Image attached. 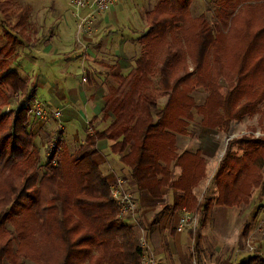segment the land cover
<instances>
[{"label":"trees","instance_id":"16d2710c","mask_svg":"<svg viewBox=\"0 0 264 264\" xmlns=\"http://www.w3.org/2000/svg\"><path fill=\"white\" fill-rule=\"evenodd\" d=\"M192 1L160 0L146 14L148 31L140 38L143 54L136 60L133 83L128 92L111 91L104 98L102 116L106 120L112 115V123L102 132L91 127L93 133L74 154L68 153L64 141L56 166H48L42 175L40 154L28 131L27 108L4 112L10 102L5 87L27 101L33 99L28 84L9 70L6 61L20 38L5 33L8 43L0 50V264H22L25 257L39 264H142L145 249L133 227L123 222L111 185L94 161L97 143L103 140L115 142L112 153L124 155L121 162L130 168L131 182L139 192L159 199L162 187L180 191L174 210L185 206L208 217L213 204L240 208L251 203L253 191L264 183V138L238 141L243 155L234 152V141L229 143L215 175L217 199L196 210L193 189L205 176V161L200 151L177 156L174 134L188 132L193 110L202 117L203 127L228 131L232 120L252 115L264 99V0H225L217 14L223 28L219 34L204 15L191 21ZM243 2L257 5L238 19L235 9ZM29 14L24 9L10 26L12 31L23 27ZM179 25L182 37L174 32ZM158 64L159 85L168 101L155 118L157 97L146 92L154 86ZM221 80L230 87L226 96ZM257 86L261 89L253 94ZM198 89L208 93L202 106L191 96ZM172 161L183 170L174 182ZM30 222L37 223L46 241L40 256H33L28 246ZM138 223L148 234L141 216ZM7 224L14 231L7 230ZM242 264H264V258L254 254Z\"/></svg>","mask_w":264,"mask_h":264},{"label":"rangeland","instance_id":"374dc122","mask_svg":"<svg viewBox=\"0 0 264 264\" xmlns=\"http://www.w3.org/2000/svg\"><path fill=\"white\" fill-rule=\"evenodd\" d=\"M159 0H145L144 2L138 3L137 0H123L124 5L127 7L128 11L133 15V18L136 17L137 13L140 11L141 19H145L144 15L147 12H150L154 9V7L157 5ZM225 3V0H193L191 4V15L192 19L191 21H195L197 18H199L201 15H204L206 17V20L210 24V26L214 29L216 34H219L220 32H223L222 25L218 21V11ZM3 5H5L3 7ZM257 5V2H243L240 5H238L235 9V16H238V19L242 16V14L245 11L251 10L253 7ZM69 6V0H0V50L5 47L8 43V39L5 35L7 32H12L15 36H18V33L16 31H12L10 22H16L17 17L24 9H29L31 11V14L25 19V26L24 30L28 32L29 37L32 40H34V44L41 41L44 42L45 39L49 36H54L55 28L57 22H61L66 19L68 16V9ZM32 9H37L35 11H32ZM195 22H190V24ZM93 26V25H92ZM231 25H228L227 32L229 31ZM181 26L175 27V34L178 37H182ZM65 38V36H64ZM67 40V38H65ZM26 40L20 38V42L18 46L14 49V54L9 57L6 61L9 65V70L13 71L14 67H12V61L16 62L18 58L22 57V54H24V59L28 60L29 55L31 57H36V55L33 52H28L25 49L26 46ZM91 45L89 44L88 47ZM32 47V46H31ZM143 53V47L141 44H138V52L135 57H133L132 60L128 63L127 68L126 67V75H116L117 69H118V63L116 60L113 59H100L99 64L103 66V69H100V80H102V83L106 85V89L108 88V92L111 91L119 92L122 91H129V85L133 83V76L135 74L136 70V60L141 56ZM140 54V55H139ZM35 55V56H34ZM87 54L82 55V59L80 60L79 57L74 56L72 54V57L75 58L74 66H76L79 70L83 72V75H80V80L82 81V84H85L86 86H92L93 82L90 77L91 70L88 69L86 64L91 61V57L88 56V59L86 62H83V57ZM44 58V57H43ZM71 59L69 58L68 61ZM161 60V56L158 59V61ZM42 65V61L40 63ZM188 66L190 67V71H192L193 65L191 64V61L188 60ZM213 65H211V68ZM162 69L161 65L158 64V75L153 78L154 86L149 89L146 93L152 92L157 97V102L159 104L158 109H153L152 113L153 116L156 118L157 114L166 106L168 97L164 96V91L161 89L159 85V72ZM16 67L15 71L16 72ZM178 71H181V68H178ZM177 74V73H176ZM20 75V74H19ZM36 75V74H35ZM34 75V78L37 76ZM179 75V74H178ZM21 78L24 77L27 79L28 75H20ZM86 77V78H85ZM115 78V79H114ZM84 79V80H82ZM86 79V81H85ZM25 81V80H24ZM95 82V79H94ZM220 85L222 87L221 93L223 96H226L230 92V87L228 84L221 80ZM6 91V94L8 98H10V102L5 107L4 112H8V108H11L12 112H15L17 108L20 106H23L26 104V100L23 96H15V94L12 92V90L8 88H4ZM261 89L260 86H257L253 94H256ZM32 96V94H31ZM36 94H34L33 98ZM197 106H202L206 98L208 96V93L204 89H198L191 95ZM20 98H23L20 100ZM243 103V102H242ZM64 108H67L64 106ZM62 111V118H64L63 109H60ZM66 111V110H65ZM194 119L192 121H189V126L187 128V133L185 135L180 134H174L175 135V152L177 156H181L186 151H183L185 149V145L181 146V148H178L177 144V138L178 136H190L192 137L191 140L194 141V143H198L200 134L202 133H209L211 137V141L209 142L208 146H212L216 148L215 152L213 153L212 161L210 163V169L207 171V160L205 161V176L204 178L198 183V185L194 188L195 189V195H194V189H193V195L196 199L197 207L200 205L204 207L208 202L211 201L215 202L218 196V190H216L215 186V175L217 171V166L220 164L224 158V155L226 153V149L229 145V143L234 141L233 150L234 152L241 151L242 147L240 144H238V141H240L243 138H264V99L259 103V106L254 110L252 115H246L241 120H232L230 122V125L227 130H211L207 129L202 126V117L197 113L196 110H193ZM61 118V122H62ZM154 120L156 121V119ZM91 120L89 117H87L83 121V130L81 136L89 135L88 133H91V127L93 128L92 123L90 124ZM39 123V124H38ZM63 128L59 131L58 122L55 120H50L47 123H40L36 121L35 125H32L31 129H28V131L35 137L38 136L41 138V142L36 139L35 143L37 145V148L39 149V152L41 154L38 167L40 170V174H44L48 169V157H47V146L51 142L53 135L56 134V132H59L62 134V137L65 140V148L67 149L69 154H74L78 148L80 147V144L78 142L75 143L73 141V136L67 135V129L64 125H62ZM110 126V125H109ZM87 129V130H86ZM107 129V128H106ZM105 129V130H106ZM76 130L81 131V128L77 126ZM75 130V131H76ZM104 131V130H103ZM99 132V131H97ZM68 136V142H66L65 137ZM84 138V137H83ZM203 143L200 142L199 146H201ZM43 147V148H42ZM244 151V150H243ZM129 150L125 153V155L129 154ZM197 150L191 151L189 153L195 154ZM243 155V152L241 153ZM124 156V155H122ZM202 157V155H201ZM210 161V159L208 160ZM124 164V163H123ZM163 164V163H162ZM165 165V164H164ZM128 167V166H127ZM178 167L176 165V161H172L170 165V170L173 174V169ZM180 176L178 179L182 176L183 170L181 167H178ZM209 168V164H208ZM129 177L131 178V172L129 174ZM264 177V173H263ZM177 179V180H178ZM157 180H160V177H157ZM176 180V181H177ZM3 179H0V182L2 183ZM173 181V176L172 180ZM168 187H162V189ZM263 188V189H262ZM261 190H264V184L262 186ZM176 190V189H174ZM259 188L253 191V200L255 199L254 205L252 204L253 200L251 201L250 205L248 206H242L240 208L234 207V208H226V207H218L214 204L212 205L211 212L208 217V221L206 223H203V213L195 214L192 213L191 210L187 209V207L183 206L182 210L185 209L186 212L194 214V225L191 228L187 229V238L186 240H183L181 243L184 246V250L180 251L175 249V234L172 233L173 230L170 229L169 234L165 233V230L159 231L158 233H155L153 236H151L150 240L147 239V236H145L146 231L139 226L137 223L139 222V212H137L136 216V224H132L131 227H133L135 233L137 242L142 246L144 242H146V252L150 251L155 259L156 264H222L224 260L228 261L230 264H234L236 260L242 261L246 258L251 257L254 254H258L260 257L264 258V220L263 226L255 225L254 219L257 212V215L260 213V207L256 208L258 202L257 200L261 198L262 194H264V191L261 193ZM162 191V190H161ZM178 191V190H177ZM180 192V191H178ZM182 193L180 192V196ZM180 198V197H179ZM253 205V206H252ZM170 208V210H169ZM172 206L168 205H159L158 212L164 213L165 211L169 213L172 210ZM258 209V210H257ZM139 211V210H138ZM156 211V212H157ZM157 212V213H158ZM194 212V211H193ZM161 213V214H162ZM171 213V212H170ZM156 214V213H154ZM154 214L151 216V218H154ZM181 214V213H180ZM174 223V220H172V224ZM244 225H247L244 227ZM29 231L27 232L26 236L29 241V248L31 249V253L33 256H40L44 248L46 247V241L42 236V233L38 229L37 223L30 222L27 224ZM7 230L14 231V228L11 224H7ZM245 230V235L242 236V232ZM176 231V230H175ZM152 234V233H151ZM201 237V240L198 238ZM236 241L238 242V246L236 244ZM18 242V241H17ZM18 244H20L18 242ZM18 244H14L15 251L18 250ZM180 244V242H179ZM220 246V250H216ZM22 264H39L36 262V260H31L29 257L22 258L21 260ZM5 264H9L5 262ZM11 264V263H10ZM227 264V263H226Z\"/></svg>","mask_w":264,"mask_h":264},{"label":"crops","instance_id":"0c3cea01","mask_svg":"<svg viewBox=\"0 0 264 264\" xmlns=\"http://www.w3.org/2000/svg\"><path fill=\"white\" fill-rule=\"evenodd\" d=\"M137 1L138 3H141L145 0ZM67 9L68 16L65 20L57 22L55 25L56 28L54 36L47 37L42 43L40 41L34 44V40L31 42L28 32L24 30L25 24L16 31L19 33V38L25 39L21 35L22 32L26 36L25 40L27 44L24 50L28 52V55L29 52L31 53L34 51L36 57H31L29 55V59L26 60L24 59V54H22V57L18 58L16 62L12 61V67H14L12 70L15 71L16 67L18 74L28 75L27 79L24 77L25 81H23L28 84L30 94H32V96L36 94L35 97L37 98L35 99L44 102L45 105H47L50 109H63L64 118H62V125H64L66 127L65 129H67V135H74L72 137L73 141H75V143L78 142L80 146H82L85 143L87 137V135L81 136L82 130L84 128L83 121L87 117H89L90 120L95 117L97 118V120L93 122V130L99 132H102L108 128L114 119L112 115H110L106 120H104L102 116V111L105 107L104 98L109 94V92L108 88L106 89V85L102 83V80H100L101 76L99 70L103 69V66L99 64V60H116L119 65L116 75L123 76V74L127 71L126 67L128 66V63L133 59V57L136 56L138 52L140 38L148 31L146 14L149 12L144 15L145 19H141L140 11L137 13L136 17L133 18V15L124 5L123 0H119L118 5L112 11L98 16L93 26H91L85 33L80 34L78 22L73 18L71 10L69 8ZM35 10L37 9H32V11ZM10 23H12V25L16 24V22ZM64 36L67 38V40L64 38ZM89 44L91 45L90 47H88ZM72 54L79 57L80 60L82 59L83 54H87L83 57V62L87 61L88 56L91 57V61L86 64L88 69L91 70L90 77L93 82L91 87L82 84L80 75H83V72L74 66L75 58L72 57ZM69 58L71 59L70 61H68ZM41 61L42 65H40ZM127 68L130 69V67ZM34 75L37 76V78H34ZM64 106L67 108H64ZM35 123L36 120L30 118L28 129H31L32 125H35ZM77 126L81 128V131L76 130ZM90 131L91 133L89 132L88 134L93 133L92 130ZM68 136L65 137L66 142H68ZM191 138L192 137L190 136H178V148H181V146L185 145L186 147L183 149V151H200L202 158L206 159L208 162V171V169H210L212 157L214 156L213 153L216 150V148L208 146L209 142L211 141L210 134L207 132L200 134L198 143H194ZM36 139H38L40 142L42 141L40 137L35 136L34 143ZM202 141V145L199 146V143ZM114 144V141L109 140H103L97 143L98 154L94 157V161L100 167L104 177L107 179L110 185L116 178H123L125 180L126 190L133 193L136 197L138 201L139 216H141L147 228L150 230L148 234H145L147 239L150 240L151 236H153L155 233H158L160 230H165V233L169 234L170 229H172V233L175 234V249L180 251L184 250L185 248L181 242L186 240L188 235L187 230L183 233H177L175 231L178 218L182 214V208L174 210V207L179 202L180 192L174 189L164 188L161 191L162 197L159 199L152 198L147 191L139 192L132 184L131 178L129 177L131 172L130 168L121 162V158L123 156L112 153V146ZM35 146L37 148L36 143ZM209 159L210 161H208ZM178 169V167L173 169V181H176L180 176ZM263 191L264 190H261L260 192L262 193ZM257 202L258 204L256 208L260 207L258 209L261 211L258 215L256 212L254 223L255 225L263 226L264 194H262L261 198L258 199ZM254 203L255 199L253 200L252 204L254 205ZM159 205L172 206L173 208L170 211L171 213H167L170 210L169 208L167 212H161V214L157 211ZM215 206L216 205L214 204V207ZM153 214L154 218H151ZM208 217H203V223L208 221ZM122 220L125 225L128 226H131L133 223H137L129 216L122 217ZM172 220H174L173 224ZM137 224L139 225V223ZM246 226L247 225H244V227ZM245 230L246 228L242 232V236L245 235ZM198 239L201 240V237ZM236 244L238 246L237 241ZM216 250L219 251L220 246ZM246 259L239 261V263L238 260H236L234 264H242V262ZM226 263L230 264L226 260L222 262V264Z\"/></svg>","mask_w":264,"mask_h":264},{"label":"built area","instance_id":"2783aa9c","mask_svg":"<svg viewBox=\"0 0 264 264\" xmlns=\"http://www.w3.org/2000/svg\"><path fill=\"white\" fill-rule=\"evenodd\" d=\"M118 2L119 0H69L72 16L78 22L80 34L85 33L94 24L98 16L112 11L118 5ZM21 99L23 98H20V100ZM24 106L27 108V114L30 118L40 123H47L50 120H55L58 122L59 131L63 128L61 110L50 109L44 102L35 98L28 100ZM10 109L11 108H8V111H10ZM64 141L61 133L56 132V134L53 135L51 142L47 146V157L50 162L48 163L49 167L56 166ZM125 186L126 182L123 178H116L113 183H111L112 197L119 207L120 216H129L136 222L138 201L133 193L126 190ZM193 225L194 214L186 212L185 209H183L182 214L178 218L176 232L183 233ZM142 247L145 249L142 264H156L153 254L150 251L146 252V242L142 244Z\"/></svg>","mask_w":264,"mask_h":264}]
</instances>
